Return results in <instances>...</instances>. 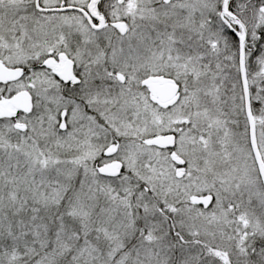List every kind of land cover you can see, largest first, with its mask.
<instances>
[{
	"label": "snow or ice",
	"instance_id": "obj_1",
	"mask_svg": "<svg viewBox=\"0 0 264 264\" xmlns=\"http://www.w3.org/2000/svg\"><path fill=\"white\" fill-rule=\"evenodd\" d=\"M0 264H264V0H0Z\"/></svg>",
	"mask_w": 264,
	"mask_h": 264
}]
</instances>
